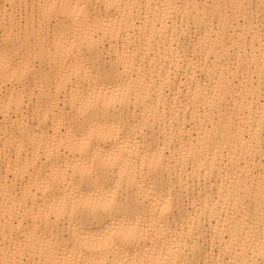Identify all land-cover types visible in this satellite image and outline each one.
I'll return each instance as SVG.
<instances>
[{"label": "snow or ice", "instance_id": "1", "mask_svg": "<svg viewBox=\"0 0 264 264\" xmlns=\"http://www.w3.org/2000/svg\"><path fill=\"white\" fill-rule=\"evenodd\" d=\"M16 8L31 14L18 18ZM12 9L0 25V264H264V0H31ZM209 22L231 33L236 78L201 84ZM137 23L170 36L166 58L187 64L193 131L166 103L161 110L154 84L143 91L126 35ZM198 113L219 114V125L197 124Z\"/></svg>", "mask_w": 264, "mask_h": 264}, {"label": "bare ground", "instance_id": "2", "mask_svg": "<svg viewBox=\"0 0 264 264\" xmlns=\"http://www.w3.org/2000/svg\"><path fill=\"white\" fill-rule=\"evenodd\" d=\"M31 0H0V25H2L4 16L3 10L7 8L9 10V14H13L12 4H21L30 3ZM120 2L128 3L130 0H120ZM145 3L149 2V0H144ZM151 2L155 5L156 3H163L165 0H151ZM183 3H189L191 0H182ZM202 3L211 2L216 4L221 3H231L232 0H201ZM252 2V0H249ZM258 3V0H256ZM131 12V9H129ZM18 18L20 16L28 17L31 14L30 8L20 9L16 8L14 13ZM129 27H132V31L126 33L129 38V43L131 45L132 52L137 56V68H143V72L141 73L145 77V87L143 91L147 92V85L154 84L155 86L151 89L153 93H156L155 99L160 103L161 110H164L165 103L167 104L168 112L171 115L175 112L178 120L181 124H184L187 121V131H193V113L188 109V104L186 102L189 96V82L192 80L191 75H186V71L188 70L187 64H184L181 68H177L174 65L170 58H166L165 53L170 52L171 47V38L164 37L161 38L159 35V31L157 30L155 35L153 36V29L151 27V23H147L146 32H142L140 28V24L137 23L134 27L129 24ZM209 36L207 38V47L200 54L204 57V62L200 63L201 71L196 75V81L199 83H204L205 81L212 80L215 81L223 77V79L227 80L229 78H236L235 72L236 68L234 65H230L229 59L226 55L227 47L231 39V33L226 37L224 35V30L220 28H213L211 22L208 24ZM219 32V37L217 33ZM151 37V38H150ZM167 40V44L165 41ZM115 42V41H114ZM124 39L121 38L120 44L123 45ZM184 48H189V44L182 45ZM259 45L257 44V48ZM199 63V60H198ZM211 69V73L209 72ZM253 73H255L253 75ZM243 75V73H242ZM170 78V84H164L165 91L163 93L164 99L160 97V85L164 83L165 80ZM247 78L249 81V87H251V81L255 80L256 82V100L259 101V68L258 65H253L251 71L247 72ZM237 83L239 80L237 79ZM194 91V89H193ZM143 103V100L141 101ZM151 102V101H150ZM173 104H175V108H173ZM258 106V105H257ZM3 116L0 115V123L3 122ZM215 119L219 125L220 116L219 114L214 117L211 114L201 115L197 114L196 120L197 124L200 121L206 122V127H212V120ZM38 123V122H37ZM52 127L51 121L44 126H42L43 131L46 133ZM198 131V128L195 129ZM3 139V129L0 128V140ZM186 139L191 140V136H186ZM101 147H105V145L101 144ZM0 148H2V144H0ZM12 159L15 157L13 155ZM260 165L259 156L256 158L255 166L258 168ZM7 164L4 163L2 159H0V186H2L4 179L7 176L6 173ZM11 182V181H9ZM215 183V180H212V183L208 185V194L212 192V184ZM218 192V189H217ZM197 195H199V190H197ZM0 199H2V187H0ZM224 224L223 221L220 222V228L223 229ZM208 228L209 230L215 234L216 233V223L209 217L208 220ZM213 253V245L211 236L208 239L207 244V252L204 254L205 259H211ZM134 254V253H133ZM216 255L219 256V240H217L216 245Z\"/></svg>", "mask_w": 264, "mask_h": 264}]
</instances>
